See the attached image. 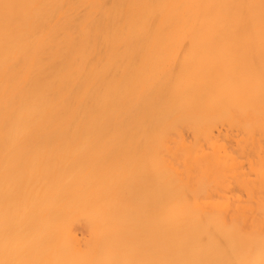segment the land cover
I'll use <instances>...</instances> for the list:
<instances>
[{
	"label": "bare ground",
	"instance_id": "bare-ground-1",
	"mask_svg": "<svg viewBox=\"0 0 264 264\" xmlns=\"http://www.w3.org/2000/svg\"><path fill=\"white\" fill-rule=\"evenodd\" d=\"M0 264H264V0H0Z\"/></svg>",
	"mask_w": 264,
	"mask_h": 264
}]
</instances>
